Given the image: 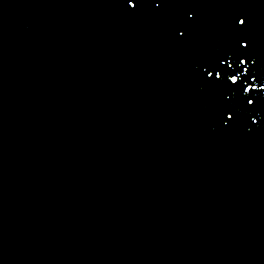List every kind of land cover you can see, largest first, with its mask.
Segmentation results:
<instances>
[{
    "label": "water",
    "instance_id": "obj_1",
    "mask_svg": "<svg viewBox=\"0 0 264 264\" xmlns=\"http://www.w3.org/2000/svg\"><path fill=\"white\" fill-rule=\"evenodd\" d=\"M0 264H264V0H0Z\"/></svg>",
    "mask_w": 264,
    "mask_h": 264
},
{
    "label": "snow or ice",
    "instance_id": "obj_2",
    "mask_svg": "<svg viewBox=\"0 0 264 264\" xmlns=\"http://www.w3.org/2000/svg\"><path fill=\"white\" fill-rule=\"evenodd\" d=\"M244 22V21H243ZM240 23H241V21H240Z\"/></svg>",
    "mask_w": 264,
    "mask_h": 264
}]
</instances>
